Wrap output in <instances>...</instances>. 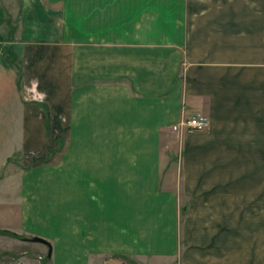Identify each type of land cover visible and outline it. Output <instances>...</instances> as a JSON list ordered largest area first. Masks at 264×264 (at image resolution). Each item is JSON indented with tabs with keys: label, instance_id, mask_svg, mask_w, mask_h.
Here are the masks:
<instances>
[{
	"label": "crops",
	"instance_id": "0c3cea01",
	"mask_svg": "<svg viewBox=\"0 0 264 264\" xmlns=\"http://www.w3.org/2000/svg\"><path fill=\"white\" fill-rule=\"evenodd\" d=\"M221 191L251 228L180 235L181 197ZM10 232L48 264H264V0H0Z\"/></svg>",
	"mask_w": 264,
	"mask_h": 264
},
{
	"label": "rangeland",
	"instance_id": "374dc122",
	"mask_svg": "<svg viewBox=\"0 0 264 264\" xmlns=\"http://www.w3.org/2000/svg\"><path fill=\"white\" fill-rule=\"evenodd\" d=\"M6 18H9V16ZM11 18L15 22L18 17L13 18L11 16ZM174 162L177 163L178 161L175 160ZM177 170L176 164L174 166V173L178 176ZM174 183L177 184V180H174ZM195 201H197L196 205L193 201L187 200L183 198V196L181 197L179 232L182 236L184 233H204L205 235L218 233L222 237L227 238L231 231L235 230L239 233L245 230V228L250 229L252 226L249 224H235L230 226L229 193L227 191H221L220 193H205L202 195V198ZM256 230H260V227ZM6 234H9V236H0V264L49 263V260H47V252L44 253L41 251L42 246H40V242L32 241L33 237L28 238L25 235H19L11 232ZM187 241L194 246L199 245L200 247L204 242H208L209 240L205 239L202 241L200 239H189ZM237 241L238 244H242V242H244L243 239H237ZM250 241L251 240H247L246 243H249ZM220 242H227V239L220 240ZM259 242L260 241H258V243ZM46 261H48V263ZM173 262L176 264L177 261Z\"/></svg>",
	"mask_w": 264,
	"mask_h": 264
},
{
	"label": "built area",
	"instance_id": "2783aa9c",
	"mask_svg": "<svg viewBox=\"0 0 264 264\" xmlns=\"http://www.w3.org/2000/svg\"><path fill=\"white\" fill-rule=\"evenodd\" d=\"M209 125V119L206 115L197 113L191 117L183 119L182 121L173 125L174 130H180L184 127L188 130H204Z\"/></svg>",
	"mask_w": 264,
	"mask_h": 264
},
{
	"label": "water",
	"instance_id": "95a60500",
	"mask_svg": "<svg viewBox=\"0 0 264 264\" xmlns=\"http://www.w3.org/2000/svg\"><path fill=\"white\" fill-rule=\"evenodd\" d=\"M32 241L40 242V243L48 245L49 246L48 256L51 257V255H52L51 245L46 239H44L42 237L35 236V237L32 238Z\"/></svg>",
	"mask_w": 264,
	"mask_h": 264
}]
</instances>
